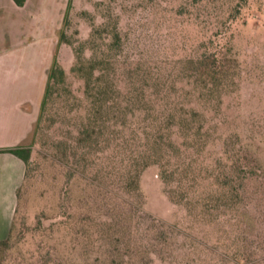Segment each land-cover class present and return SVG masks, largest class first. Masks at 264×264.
Returning a JSON list of instances; mask_svg holds the SVG:
<instances>
[{
    "label": "rangeland",
    "instance_id": "obj_1",
    "mask_svg": "<svg viewBox=\"0 0 264 264\" xmlns=\"http://www.w3.org/2000/svg\"><path fill=\"white\" fill-rule=\"evenodd\" d=\"M117 30L121 44L110 49ZM62 32L72 42L58 53L65 80L54 82L23 144L31 158L0 264H264V0H72ZM206 49L238 59L234 80L215 94L190 62ZM76 50L82 74L72 70ZM93 68L117 101L106 133L103 111L96 135L82 141ZM192 109L200 134L172 128V182L152 164L140 193H126L117 167L148 144L134 129L157 117L177 123ZM253 159L255 174L246 167ZM234 165L242 168L232 205L221 182Z\"/></svg>",
    "mask_w": 264,
    "mask_h": 264
},
{
    "label": "crops",
    "instance_id": "obj_2",
    "mask_svg": "<svg viewBox=\"0 0 264 264\" xmlns=\"http://www.w3.org/2000/svg\"><path fill=\"white\" fill-rule=\"evenodd\" d=\"M70 0H0V149L23 145L42 104ZM26 163L0 151V240L11 227Z\"/></svg>",
    "mask_w": 264,
    "mask_h": 264
},
{
    "label": "trees",
    "instance_id": "obj_3",
    "mask_svg": "<svg viewBox=\"0 0 264 264\" xmlns=\"http://www.w3.org/2000/svg\"><path fill=\"white\" fill-rule=\"evenodd\" d=\"M19 5H23L25 0H15ZM247 0H245L246 2ZM72 7V0L68 5V10L66 12V16ZM65 16V19H66ZM97 32V28L93 29L92 37L95 36ZM60 43L72 44L66 38V34L64 32L60 33ZM121 44V34L117 30L112 35V40L110 42V49H116ZM82 53L76 50V62L72 68V70L76 73L82 74V71L85 70L84 60L82 59ZM190 62L195 67V74L197 76L198 81L206 88L210 93L215 94L216 92H221L225 90L229 84L234 80L237 72H238V59L231 55L228 50L223 51L220 49H206L204 53H202L197 58H191ZM95 70L92 69L90 71V75H84L86 79V94L88 99L91 102L89 121L84 124L83 129L80 131V136L82 137V141L92 139L96 135V121L99 115H101L104 111V134L108 128L107 123L109 119L107 118L108 112L113 107V104L117 101V97L115 95V86L110 84L107 81L104 71V79L101 75L96 76ZM103 70V69H102ZM66 72L64 67L60 64L58 60V50L56 51L53 64L49 71L48 82L46 85V90L44 94V98L42 101V112L45 110V107L48 103L49 97L53 91L54 82H62L65 80ZM201 117V113L195 109H192L189 113L180 118L176 123V116L172 115L170 119L168 117H157L151 122L149 125L144 127H138L134 129L135 136L137 139H145L148 141L146 145V150L137 151V154L134 155V151L130 153L124 160H122V167H117V169H121L123 175L121 176V186L123 190L128 194H139L141 191L140 185V176L142 171L152 164H156L160 167V176L166 182H172L174 176L178 172V169H175L172 165L170 159L166 160V158H170L169 152L166 150L170 147L171 149H176V143L173 138V132L175 125L179 126L182 133H184V137L188 138L191 134H200V130L198 132H194L196 127V122L199 121ZM125 124V123H124ZM137 124V122L135 123ZM167 124V127L164 125ZM173 126V127H172ZM171 129L170 132H165V129ZM169 150V149H168ZM0 151H10L19 157H21L25 163L26 167L30 162L31 158V148L29 146L19 145L12 148L0 149ZM140 159L141 157H143ZM85 158V157H84ZM246 167L250 172H258L261 170L256 160H252L246 164ZM242 165H234L230 167V170L227 171L226 177L221 185L225 188L223 193L224 200L230 199L231 204L235 205L239 198L238 190H236L235 183L238 181L236 177H238L237 170L241 169ZM180 192L176 189H172L170 191V197L172 200H176L177 196H179ZM185 195H182L180 198V202L184 200ZM176 198V199H175ZM178 200V199H177ZM168 239H164L163 242L166 243ZM241 255V254H240ZM239 255V256H240ZM240 261L246 262V257H238ZM236 260H238L236 258ZM238 264V263H237ZM241 264V263H240Z\"/></svg>",
    "mask_w": 264,
    "mask_h": 264
}]
</instances>
